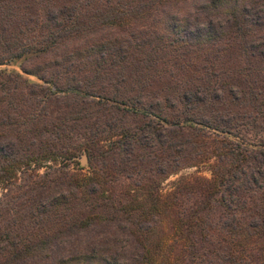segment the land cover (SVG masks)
<instances>
[{
	"label": "trees",
	"instance_id": "trees-1",
	"mask_svg": "<svg viewBox=\"0 0 264 264\" xmlns=\"http://www.w3.org/2000/svg\"><path fill=\"white\" fill-rule=\"evenodd\" d=\"M0 264H264V0H0Z\"/></svg>",
	"mask_w": 264,
	"mask_h": 264
},
{
	"label": "rangeland",
	"instance_id": "rangeland-1",
	"mask_svg": "<svg viewBox=\"0 0 264 264\" xmlns=\"http://www.w3.org/2000/svg\"><path fill=\"white\" fill-rule=\"evenodd\" d=\"M84 155H80L77 159H76V164L74 166H72V171H77V172H81L83 174H86L87 173V160L85 163H83L82 161V157ZM42 171V170H41ZM199 171V175H202V176H205V177H209V173L207 172V170L205 168H200L198 169ZM196 173V170L195 169H187V170H184L182 171L181 173H179L177 176H172L170 177L167 181H165L162 185V189H167L168 186H169V183L175 179H177L181 174L182 175H191V174H195Z\"/></svg>",
	"mask_w": 264,
	"mask_h": 264
},
{
	"label": "water",
	"instance_id": "water-1",
	"mask_svg": "<svg viewBox=\"0 0 264 264\" xmlns=\"http://www.w3.org/2000/svg\"><path fill=\"white\" fill-rule=\"evenodd\" d=\"M82 161H83V163L86 162V157H85V155L82 157Z\"/></svg>",
	"mask_w": 264,
	"mask_h": 264
}]
</instances>
